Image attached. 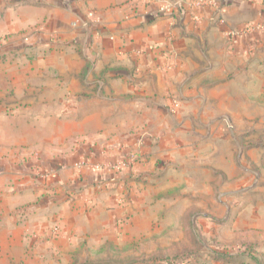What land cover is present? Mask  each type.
Instances as JSON below:
<instances>
[{
	"label": "rangeland",
	"instance_id": "rangeland-1",
	"mask_svg": "<svg viewBox=\"0 0 264 264\" xmlns=\"http://www.w3.org/2000/svg\"><path fill=\"white\" fill-rule=\"evenodd\" d=\"M18 11L13 15L23 20L20 32L2 38L0 45V138L8 139L16 157L35 154L52 163L77 158L86 147L127 154V163L115 165L114 170L126 167L121 177L92 186V195L107 204L87 200L82 212L69 217L70 248L62 252L65 259L55 253L56 261L264 264V69L258 76H253L257 70L250 72L247 84L233 75L222 93L210 94L207 86L210 99L189 108L171 100L166 132L152 133L144 107L129 108V93L121 95L119 119L97 115L104 102L91 96L106 86L85 78L99 75L98 58L81 59L80 69L71 73L52 57V20L30 21L46 17L45 5ZM8 44L18 49L3 50ZM72 78L80 83L69 84ZM68 105L73 115L62 117ZM65 119L74 125L62 135ZM81 123L82 131L107 124L111 132H79ZM21 124L30 129L17 132ZM127 138L134 144L125 146ZM63 230L61 221L52 222L53 236Z\"/></svg>",
	"mask_w": 264,
	"mask_h": 264
},
{
	"label": "crops",
	"instance_id": "crops-1",
	"mask_svg": "<svg viewBox=\"0 0 264 264\" xmlns=\"http://www.w3.org/2000/svg\"><path fill=\"white\" fill-rule=\"evenodd\" d=\"M38 3L45 5L46 17L28 20H52V57L61 59L71 73L80 69L81 59L98 58L99 75L85 79L106 87L91 100L112 104H99L103 107L96 108L97 115L119 119L121 95L129 93V108L144 107L152 133L166 132L171 100H182L189 108L192 102L210 99L207 86H212L210 94L222 93L233 75L244 77L247 84L250 72L257 70L253 76H258L264 69V0H0V45L2 38L21 30L23 20L13 12ZM17 49L13 44L3 48ZM85 79L81 83L88 84ZM73 80L69 84L80 83ZM69 106L62 117H72ZM73 123L65 119L59 133L64 135ZM80 125L79 132H111L107 124L86 131ZM26 129L23 124L15 128ZM127 140L125 146L135 142ZM11 147L8 139L0 138V264H62L55 253L65 259L62 252L70 248L66 235L74 229L67 226L69 217L83 210L87 200L107 204L92 195V186L121 177L126 167L114 170L115 165L127 163V154L123 149L108 155L86 147L77 158L52 163L33 158L35 154L16 157ZM80 186L83 191L78 192ZM55 221L64 229L58 236L50 231Z\"/></svg>",
	"mask_w": 264,
	"mask_h": 264
},
{
	"label": "built area",
	"instance_id": "built-area-1",
	"mask_svg": "<svg viewBox=\"0 0 264 264\" xmlns=\"http://www.w3.org/2000/svg\"><path fill=\"white\" fill-rule=\"evenodd\" d=\"M178 3H179V2H176L177 5H178ZM165 7H166V5L160 6V7L158 8L159 12H163L164 9H165Z\"/></svg>",
	"mask_w": 264,
	"mask_h": 264
},
{
	"label": "trees",
	"instance_id": "trees-1",
	"mask_svg": "<svg viewBox=\"0 0 264 264\" xmlns=\"http://www.w3.org/2000/svg\"><path fill=\"white\" fill-rule=\"evenodd\" d=\"M88 264H105V263H101V262H88ZM161 264H165V263L162 262Z\"/></svg>",
	"mask_w": 264,
	"mask_h": 264
}]
</instances>
